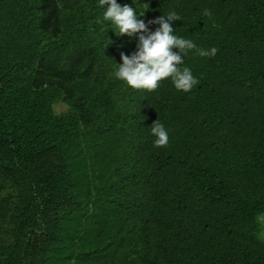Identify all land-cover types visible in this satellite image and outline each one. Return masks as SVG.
<instances>
[{
  "label": "trees",
  "instance_id": "obj_1",
  "mask_svg": "<svg viewBox=\"0 0 264 264\" xmlns=\"http://www.w3.org/2000/svg\"><path fill=\"white\" fill-rule=\"evenodd\" d=\"M116 2L216 54L131 89L98 0H0V264H264V0Z\"/></svg>",
  "mask_w": 264,
  "mask_h": 264
},
{
  "label": "clouds",
  "instance_id": "obj_2",
  "mask_svg": "<svg viewBox=\"0 0 264 264\" xmlns=\"http://www.w3.org/2000/svg\"><path fill=\"white\" fill-rule=\"evenodd\" d=\"M131 2L135 5L137 0ZM98 6L103 9V19L114 28L117 36L129 39L135 36L136 50L129 55L120 53L121 63L115 64L113 73L116 79L123 81L131 89L152 92L167 78L176 90L188 93L197 84V80L189 68L181 70L178 67L183 64V56L189 51H194L200 57H212L216 54L215 47L207 50L197 48L191 39L174 34L173 22L181 21V16L175 10H168L146 23L139 18L144 11L127 4L122 6L116 0H98ZM201 14L210 15L207 9ZM149 24L155 25L151 31ZM150 134L154 137V147H163L169 142L168 132L161 123L154 121Z\"/></svg>",
  "mask_w": 264,
  "mask_h": 264
},
{
  "label": "rangeland",
  "instance_id": "obj_3",
  "mask_svg": "<svg viewBox=\"0 0 264 264\" xmlns=\"http://www.w3.org/2000/svg\"><path fill=\"white\" fill-rule=\"evenodd\" d=\"M65 106L63 104H58L55 106V110L63 109Z\"/></svg>",
  "mask_w": 264,
  "mask_h": 264
}]
</instances>
